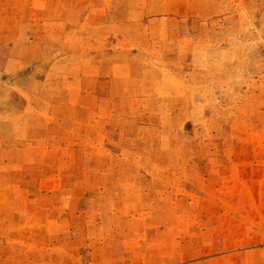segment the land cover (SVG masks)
Returning a JSON list of instances; mask_svg holds the SVG:
<instances>
[{"label":"rangeland","instance_id":"obj_1","mask_svg":"<svg viewBox=\"0 0 264 264\" xmlns=\"http://www.w3.org/2000/svg\"><path fill=\"white\" fill-rule=\"evenodd\" d=\"M0 264H264V0H0Z\"/></svg>","mask_w":264,"mask_h":264}]
</instances>
